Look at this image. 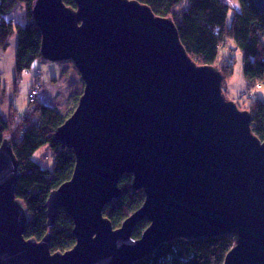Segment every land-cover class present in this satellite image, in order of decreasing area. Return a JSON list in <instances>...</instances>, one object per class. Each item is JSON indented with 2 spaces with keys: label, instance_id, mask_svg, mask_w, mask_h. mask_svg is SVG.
Returning <instances> with one entry per match:
<instances>
[{
  "label": "water",
  "instance_id": "95a60500",
  "mask_svg": "<svg viewBox=\"0 0 264 264\" xmlns=\"http://www.w3.org/2000/svg\"><path fill=\"white\" fill-rule=\"evenodd\" d=\"M35 0L43 60L71 61L84 90L55 138L72 148L71 179L46 202L51 230L64 209L76 244L26 238L13 140L0 146V264H135L160 245L232 236L223 264H264V140L252 114L226 97L219 66L199 65L172 17L138 0ZM264 13V0H253ZM133 176L143 205L115 228L105 207ZM148 220L140 238L136 226Z\"/></svg>",
  "mask_w": 264,
  "mask_h": 264
},
{
  "label": "trees",
  "instance_id": "16d2710c",
  "mask_svg": "<svg viewBox=\"0 0 264 264\" xmlns=\"http://www.w3.org/2000/svg\"><path fill=\"white\" fill-rule=\"evenodd\" d=\"M138 1L150 6L157 16L172 17L189 55L199 65L219 66L225 77V87L227 79L232 76L233 64L219 65L217 62L220 49L230 40L244 53V75L247 81L250 84L264 83V13L260 12L253 0H239V10L226 0H186V6L183 7L179 6L183 0ZM34 2L35 0H0V50H5L11 38L17 35L16 66L19 76L23 71L30 69L35 61L43 60L40 56L41 30L32 17ZM64 2L67 6L76 7L75 0ZM23 4L29 14L25 25L12 21L13 14ZM232 10L233 16L228 23ZM1 82L0 71V85ZM38 87L40 94L41 86ZM81 95L82 93L73 95L77 103ZM237 104L240 109L243 108V104ZM244 108L243 110H249L252 114L253 133L264 140V99L254 100ZM18 115L21 116L22 122L17 126L13 116L7 119L0 111V146L5 136L12 137L21 173L17 197L24 202L31 214L25 237L40 241L51 231L52 252H65L77 241L73 218L61 209L54 227L50 230L47 227L46 202L50 193L71 179L74 172L76 157L73 149L62 145L55 138L58 127L71 115L67 110L62 111L39 100L30 102L28 111ZM42 148L51 152V167H44L43 161L35 158ZM119 186L122 196L104 209L105 217L110 219L115 228H119L145 200L144 191L133 187L132 175H124ZM148 225V220L140 222L134 229L133 238H140ZM233 246L234 239L229 235L193 240L177 238L160 245L135 264H223Z\"/></svg>",
  "mask_w": 264,
  "mask_h": 264
},
{
  "label": "rangeland",
  "instance_id": "374dc122",
  "mask_svg": "<svg viewBox=\"0 0 264 264\" xmlns=\"http://www.w3.org/2000/svg\"><path fill=\"white\" fill-rule=\"evenodd\" d=\"M226 1L232 7L240 9L239 0ZM186 3L187 1L183 0L179 6H186ZM13 15L12 21L14 23L25 25L29 17L26 5L23 4ZM232 16L233 10L229 14L228 23H230ZM17 45L18 37L14 35L8 47L5 50H0L2 78L0 85V111L4 117L8 119L13 116L15 125L18 126L22 122V118L18 114L23 115L28 111L30 104L29 93L34 86L38 85L41 87L37 100L56 106L62 111L67 110L68 114L72 115L78 105L73 95L83 93L84 90L83 79L74 63L71 61L52 62L37 60L30 69L23 71L19 76L16 66ZM217 64H233L232 76L227 79L226 83L227 99L233 100L241 106L243 104V108L254 100L264 99V86L259 90L252 89L253 98H247L250 87H248V81L244 75V53L237 48L233 40L228 41L227 45L220 49ZM35 158L43 161L44 167L52 166L51 152L46 148H42Z\"/></svg>",
  "mask_w": 264,
  "mask_h": 264
},
{
  "label": "built area",
  "instance_id": "2783aa9c",
  "mask_svg": "<svg viewBox=\"0 0 264 264\" xmlns=\"http://www.w3.org/2000/svg\"><path fill=\"white\" fill-rule=\"evenodd\" d=\"M248 86L250 87V92L247 94V98H253L252 97V89H262L264 86V83L258 82V83H251L248 82ZM39 95V87L35 86L31 92H30V102H35L37 100V96Z\"/></svg>",
  "mask_w": 264,
  "mask_h": 264
}]
</instances>
